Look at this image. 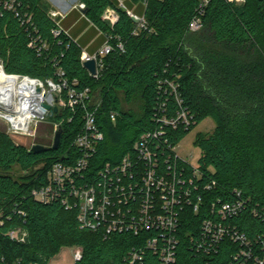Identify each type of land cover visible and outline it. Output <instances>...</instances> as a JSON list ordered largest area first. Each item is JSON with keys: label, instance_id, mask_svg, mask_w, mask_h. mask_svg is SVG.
I'll return each mask as SVG.
<instances>
[{"label": "trees", "instance_id": "obj_1", "mask_svg": "<svg viewBox=\"0 0 264 264\" xmlns=\"http://www.w3.org/2000/svg\"><path fill=\"white\" fill-rule=\"evenodd\" d=\"M0 0V60L7 75L29 77L42 83L60 82L58 71L68 81L78 80L79 89L90 88L92 97L101 101L98 124L105 135L97 155L102 163H118L145 133L156 129L155 107L159 100L177 109L174 98L161 96L158 83L164 78L179 84L183 108L194 118L190 130L167 131L173 145L183 140L198 124L213 118L216 129L200 134V172L215 186L205 197L211 202L242 200L245 208L230 223L251 240H264V0H247L244 5L227 0H212L204 18V28L190 32L188 25L199 0H151L147 9L142 0H79L85 16L103 33L118 37L125 53L115 52L105 59L100 77L92 78L81 63L82 47L70 36L55 39L56 27L46 0H14L15 9L32 18L39 36L48 43L39 54L29 46L30 31L22 25L15 10ZM136 5L137 9L131 10ZM115 9L120 21L111 29L103 21L108 9ZM146 15L147 30L133 35L138 26L129 14ZM89 34V38L92 37ZM116 45V42H114ZM125 103L139 102V111L125 110ZM118 114L112 123L109 115ZM66 115H55V124ZM58 151L34 155L0 131V213L12 216L0 228V256L10 261L48 264L63 249L80 248L82 260L76 264H122L136 241L132 236L105 237L101 232L83 230L77 212L60 204H42L31 197L43 185L51 167L67 156L78 157L72 147L82 129L80 116L61 124ZM38 145L51 147L50 143ZM69 159V157H67ZM14 167L32 173L18 179ZM202 193V191H201ZM240 194V197L237 196ZM26 212L25 219L15 215ZM177 264H206L228 261L232 246L211 257H195L189 249L188 235L199 231L207 218L202 211L188 212ZM23 227L29 233L25 243L8 240L5 233ZM261 254L264 250L261 248ZM145 264H157L148 255Z\"/></svg>", "mask_w": 264, "mask_h": 264}, {"label": "built area", "instance_id": "obj_2", "mask_svg": "<svg viewBox=\"0 0 264 264\" xmlns=\"http://www.w3.org/2000/svg\"><path fill=\"white\" fill-rule=\"evenodd\" d=\"M120 5L123 7L122 0ZM151 0H142L146 10ZM160 1V0H155ZM240 5L246 0H227ZM212 0H199L194 15L188 25L190 32H199L204 28V18ZM5 8L15 10V1H6ZM85 10L84 4L78 8ZM129 14L139 20L138 28L133 35L147 30L146 15ZM49 15L55 21L56 27L51 34L55 39L62 35L69 36L61 26L62 14L51 10ZM22 25L30 31L29 46L39 54L44 53L48 43L38 35L32 25V18L16 11ZM103 21L111 29L120 21L115 9L108 8L103 14ZM98 29V28H97ZM100 33H103L98 29ZM104 45L94 54L82 49L81 63L94 62L96 74L89 75L98 80L104 68L105 59L115 52L125 53L124 43L118 37L103 33ZM116 42V45H114ZM59 83L47 81L50 92L47 94L45 85L29 77L16 76L25 94H30L34 88L40 89L44 101L37 108H32L28 119L25 113L8 110L0 102V117L11 126L10 132L15 135L32 136L33 125L55 115L68 116L72 122L75 117L82 119V129L75 138L73 148L78 157L66 156L55 163L49 170L43 185L31 192V197L39 203L60 204L65 210L76 211L77 221L81 229L91 232H101L105 237L115 235L132 236L136 243L132 246L122 264H145L148 255L154 256L157 264H177L182 243L184 227L188 221V212L198 215L202 211L207 215L195 235H188L189 249L195 257H211L222 252L228 244L232 246L228 261H208L206 264H264V240H251L239 227L230 223L238 218L245 208L242 200L233 202H211L205 195L209 194L214 184L206 181L197 165L189 159L182 158L176 151L183 141L173 145L167 131L180 128L187 131L194 125V118L183 107L179 92V84L175 80L164 78L158 83L161 96L174 98L177 109L170 113L169 104L159 100L155 107L153 118L156 129L143 134L134 144L132 150L118 163H102L97 155L100 145L105 141V135L98 124L101 101L92 97L90 88L79 89V81H68L62 71H58ZM51 96L52 101L49 100ZM52 95H55L53 99ZM48 104L53 110L42 112V105ZM112 123L117 122L118 114L111 112ZM69 157V159L67 158ZM202 191V193H201ZM240 197V194H237ZM15 215L25 219L26 212L16 210ZM12 216H7L11 221ZM0 213V228L7 222ZM8 240L14 243H25L29 233L23 227H14L5 233ZM82 250L73 251L74 264L82 260ZM51 261V260H50ZM0 264H40L25 263L23 260L10 261L0 256ZM50 264V262L48 263Z\"/></svg>", "mask_w": 264, "mask_h": 264}, {"label": "rangeland", "instance_id": "obj_3", "mask_svg": "<svg viewBox=\"0 0 264 264\" xmlns=\"http://www.w3.org/2000/svg\"><path fill=\"white\" fill-rule=\"evenodd\" d=\"M247 1V0H246ZM71 2V1H70ZM72 3V2H71ZM246 3V2H245ZM242 3L240 5H244ZM50 11H56L58 3H55V0H46ZM74 4V3H73ZM59 7V6H58ZM78 8V6L76 7ZM137 9L136 5L132 6L131 10ZM0 64L3 67V63L0 60ZM4 69V68H3ZM45 85V90L47 94L50 92V87L47 83ZM49 100L52 101L51 96ZM53 99L55 95H52ZM123 106L125 110L133 109L134 111H139V102L134 101L132 104L125 103L123 100ZM7 109V107H6ZM11 125L0 117V131H5L7 135L13 140L17 145H22L28 148L29 150L34 146L38 145L37 143L42 141L45 143L53 144L56 131H58L57 125L53 122L52 118L47 117L44 121L36 123L33 125V135L32 136H22L15 135L10 132ZM216 129V122L213 118H207L198 124L180 143L177 147V153L184 159H189L194 165H197L198 160L202 156L201 149L196 145L197 137L200 134L211 135ZM13 173L18 179L29 176L32 172L28 170H22L19 167H14ZM79 248H69L63 249L55 258L50 261V264H74L73 260V251L78 250Z\"/></svg>", "mask_w": 264, "mask_h": 264}, {"label": "crops", "instance_id": "obj_4", "mask_svg": "<svg viewBox=\"0 0 264 264\" xmlns=\"http://www.w3.org/2000/svg\"><path fill=\"white\" fill-rule=\"evenodd\" d=\"M55 3H58L56 11L62 14L61 26L68 31L83 50L94 54L104 45V34L100 33L97 27L86 18L84 11L76 8L81 4L79 0H55ZM91 33L93 35L89 38Z\"/></svg>", "mask_w": 264, "mask_h": 264}, {"label": "bare ground", "instance_id": "obj_5", "mask_svg": "<svg viewBox=\"0 0 264 264\" xmlns=\"http://www.w3.org/2000/svg\"><path fill=\"white\" fill-rule=\"evenodd\" d=\"M31 93L25 94L22 86L15 77H8L0 64V102H4V106L8 110L25 113L24 118L28 119L31 115L32 108H37L44 101V96L38 93L35 82H32Z\"/></svg>", "mask_w": 264, "mask_h": 264}, {"label": "water", "instance_id": "obj_6", "mask_svg": "<svg viewBox=\"0 0 264 264\" xmlns=\"http://www.w3.org/2000/svg\"><path fill=\"white\" fill-rule=\"evenodd\" d=\"M125 1V0H122ZM85 13V12H84ZM135 23L138 24L139 20L136 18H133ZM84 68L91 74V75H95L96 74V65L95 63L92 62H87L84 63ZM4 70V69H3ZM6 74V73H5ZM7 75V74H6ZM8 77H15V75H7ZM37 81V80H36ZM38 92H40V89L38 90ZM42 112L44 113L45 111H49V110H53L54 113L57 112V108H52L51 105L48 104H43L42 105ZM61 138H62V129H58V131H56L55 133V137H54V141L51 147H46L43 145H34L30 151L34 154V155H40V154H44V153H48L50 151H58L60 145H61Z\"/></svg>", "mask_w": 264, "mask_h": 264}]
</instances>
